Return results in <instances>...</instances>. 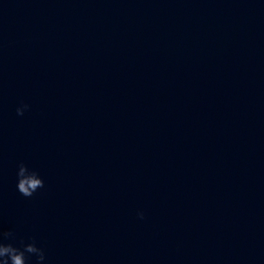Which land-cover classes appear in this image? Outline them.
<instances>
[{
	"label": "water",
	"instance_id": "1",
	"mask_svg": "<svg viewBox=\"0 0 264 264\" xmlns=\"http://www.w3.org/2000/svg\"><path fill=\"white\" fill-rule=\"evenodd\" d=\"M0 225L45 264H264V0H0Z\"/></svg>",
	"mask_w": 264,
	"mask_h": 264
},
{
	"label": "clouds",
	"instance_id": "2",
	"mask_svg": "<svg viewBox=\"0 0 264 264\" xmlns=\"http://www.w3.org/2000/svg\"><path fill=\"white\" fill-rule=\"evenodd\" d=\"M29 109V105L21 104L17 107L16 113L22 116ZM17 191L24 197H32L39 189L44 187V180L39 173L29 169L25 164L18 166ZM140 219L144 213L138 212ZM45 264L46 252L44 247L38 246L35 238L17 240V234L13 229L5 230L0 225V264Z\"/></svg>",
	"mask_w": 264,
	"mask_h": 264
}]
</instances>
